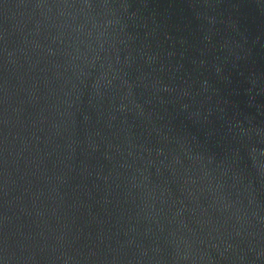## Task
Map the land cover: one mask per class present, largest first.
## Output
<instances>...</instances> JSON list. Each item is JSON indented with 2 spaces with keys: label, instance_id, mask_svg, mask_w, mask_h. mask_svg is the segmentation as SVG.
I'll return each instance as SVG.
<instances>
[{
  "label": "water",
  "instance_id": "95a60500",
  "mask_svg": "<svg viewBox=\"0 0 264 264\" xmlns=\"http://www.w3.org/2000/svg\"><path fill=\"white\" fill-rule=\"evenodd\" d=\"M0 264H264V0H0Z\"/></svg>",
  "mask_w": 264,
  "mask_h": 264
}]
</instances>
